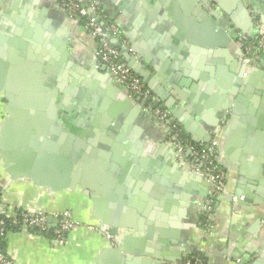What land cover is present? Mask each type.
I'll use <instances>...</instances> for the list:
<instances>
[{
    "label": "crops",
    "instance_id": "1",
    "mask_svg": "<svg viewBox=\"0 0 264 264\" xmlns=\"http://www.w3.org/2000/svg\"><path fill=\"white\" fill-rule=\"evenodd\" d=\"M81 1L98 20L117 25L126 40L114 42L121 60L132 59L154 104L172 116L187 140L198 146L217 142L226 192L215 200V231L209 234L204 203L211 186L198 177L191 155L177 152L170 129L99 64L97 41L82 24L59 0H0V21L15 28L0 25L4 206L49 214L67 210L76 223L64 245L33 233L9 234L7 253L14 264H186L194 258L201 264H264V55L247 62L242 46L264 34V0ZM9 7L19 22L10 24ZM21 37L36 46L9 45ZM30 54H53L61 66L48 76L61 77L69 95H89L105 105L100 115L115 122L122 147L116 154L111 144L97 148L103 155L97 159L100 176L66 155L49 160L28 152L20 163L12 159V144L27 149L30 128H49L46 92L33 84L38 62H28ZM91 115L79 117L80 123L92 121ZM111 221L122 228L123 251L99 229Z\"/></svg>",
    "mask_w": 264,
    "mask_h": 264
},
{
    "label": "built area",
    "instance_id": "2",
    "mask_svg": "<svg viewBox=\"0 0 264 264\" xmlns=\"http://www.w3.org/2000/svg\"><path fill=\"white\" fill-rule=\"evenodd\" d=\"M64 10L75 20H78L88 30L89 34L97 41L98 47L96 55L99 64L106 68L115 81L125 88L128 94L134 99H140V105L144 112L150 114L162 126L167 127L171 131V139L176 147L177 152L182 156L189 153L195 161V170L211 186V197L218 198L226 192L225 173L220 168L215 157L217 142L205 146L192 144L184 136L180 125L165 110L154 107V99L151 91L146 87L141 78L136 75L133 70L121 60V53L118 46L114 44L125 45L126 40L122 36L121 31L114 23H103L98 20L84 7L81 0H59ZM244 57L247 62L256 60L264 55V36L254 44H244ZM1 195V191H0ZM2 196V195H1ZM208 198L204 203V228L207 233H211L213 229L212 218L214 215V201ZM20 211V210H18ZM18 211L15 209H7L4 206L3 199L0 202V238L6 239L11 233L32 234L31 229L39 230L43 235L48 229H52L57 236L54 241L60 245L68 242V234L76 227L70 211L55 212L49 214L46 212H28L24 211L23 218L20 223L18 232L6 231L4 216L12 221H16ZM106 236L114 240L110 232H106ZM0 264H14L12 258L7 254L0 252ZM186 264H201V259H189Z\"/></svg>",
    "mask_w": 264,
    "mask_h": 264
},
{
    "label": "water",
    "instance_id": "3",
    "mask_svg": "<svg viewBox=\"0 0 264 264\" xmlns=\"http://www.w3.org/2000/svg\"><path fill=\"white\" fill-rule=\"evenodd\" d=\"M9 12L10 24L13 22H19L18 16L15 14L16 11L10 9L9 7ZM5 19L6 18H4V20ZM0 25L4 29H6L7 26V29L11 30L12 32H14L15 30L14 26H12L11 29L10 27L8 28V24L4 21H0ZM5 34L3 36H5ZM262 36H264V34L261 35L259 39H257V41L260 40ZM5 37L10 38L9 36ZM21 39L24 42L21 41ZM29 43L32 46H36L35 41L26 37L10 39L9 41V45H11L13 48L16 47L18 49L25 48V46ZM242 46L244 48V44H242ZM21 55H23V53H21ZM30 55L31 56H27L28 62H38V64H33L32 66L36 70L33 72V76H36V80H33L34 82H36L33 84L36 86V88L37 86H42V89L46 92V100L44 103L45 107L47 108L46 117L48 118L49 128L47 129L44 126H41V124L39 127H33L32 129L30 128L28 131L32 132L33 134L31 136L30 142L26 144L27 149L22 150L21 148H19L21 147V145H18L16 143L12 144V148L10 149V152H12L13 156L12 159L17 163H20V160H18L19 156L22 153L24 154L28 152H33L36 154L40 153L44 158H48L49 160H63L60 156L66 155L69 157V160L72 161L73 164H76L75 166L80 164L79 168L87 169L90 175L94 177H98L97 175L100 176L99 170L101 169V160L97 159L98 157L103 155L102 152H100L97 148H103V146H105L106 144H111L113 146L112 152L116 154L117 148L122 147V145L120 144V142L123 141L122 135L116 136V133L113 132V125L115 124V122L108 116L100 115L102 114V111L105 110V105H101L100 107L97 100H89V95L86 97L88 100H84V98L78 95V93L69 95L68 92L63 88L65 81L61 77H58L55 74H50L48 76L51 69L54 68L57 64L55 59H53V54V58L39 54ZM131 60L132 59L127 61V65L133 70L136 75H138L139 78H142L144 75L137 70L135 64H133ZM44 63H46V65L43 66ZM57 65L61 66L60 63ZM136 101L140 102V99H136ZM158 105V103H155L154 107H157ZM88 114H92L90 116L92 119V121H89L90 124L80 123L79 117H85ZM6 121H10V119ZM4 127H6V125ZM73 128L80 129V134H75L73 132ZM102 131H107V136L109 137V139H107L106 137L103 138L101 136L103 133ZM166 131L169 132L168 129ZM36 133L41 134V136H38V134ZM63 144H65L64 147ZM67 148L68 150L72 149V152H68V150H66ZM82 150L84 151V153L81 152ZM108 157L109 155H107L106 158ZM112 159L117 160L114 156L112 157ZM117 162L119 161L117 160ZM198 177L203 180L202 177ZM241 200H245V197L241 198ZM212 224L213 229L210 234L215 231L213 218ZM104 225L110 227L107 229ZM117 225L118 224L116 221H111L107 224L104 222L102 225H99V229L105 233L110 232L113 235L114 240H116L117 242L118 249L122 250L124 237H122L121 234L122 228Z\"/></svg>",
    "mask_w": 264,
    "mask_h": 264
},
{
    "label": "trees",
    "instance_id": "4",
    "mask_svg": "<svg viewBox=\"0 0 264 264\" xmlns=\"http://www.w3.org/2000/svg\"><path fill=\"white\" fill-rule=\"evenodd\" d=\"M1 199H2V196L0 195V202H1ZM211 199L214 201V206H215V200H216V198L211 197ZM23 214H24V211H22V210L18 211V217H17L16 221H12L11 219H8V218H6L4 216H1V218H3L5 220V222H6V224H5L6 231L18 232L19 231V228H20L21 220L23 218ZM204 221H205V218H204ZM30 232H33V233H36V234L41 233L37 229L35 231H33V229H31ZM43 235L46 238H49L51 240H54L57 237L54 234V232H53L52 229H48L47 231H45L43 233ZM7 248H8V246H7V240L6 239H3V238H0V252L3 253V254H5V255H7L8 254L7 253Z\"/></svg>",
    "mask_w": 264,
    "mask_h": 264
},
{
    "label": "rangeland",
    "instance_id": "5",
    "mask_svg": "<svg viewBox=\"0 0 264 264\" xmlns=\"http://www.w3.org/2000/svg\"><path fill=\"white\" fill-rule=\"evenodd\" d=\"M83 26V25H82ZM84 27V26H83ZM85 28V27H84ZM86 29V28H85ZM86 31H88L87 29H86Z\"/></svg>",
    "mask_w": 264,
    "mask_h": 264
}]
</instances>
